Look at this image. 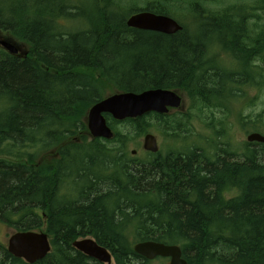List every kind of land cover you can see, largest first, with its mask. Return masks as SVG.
Segmentation results:
<instances>
[{
  "label": "trees",
  "instance_id": "trees-1",
  "mask_svg": "<svg viewBox=\"0 0 264 264\" xmlns=\"http://www.w3.org/2000/svg\"><path fill=\"white\" fill-rule=\"evenodd\" d=\"M138 1L0 0V36L26 47L21 57L0 47V225L48 235L51 251L35 264H100L72 247L82 238L114 264H151L133 252L149 241L179 246L187 264H264V144L233 147L226 118L202 117L227 115L255 78L260 90L262 18L244 6L213 11L220 0ZM171 10L184 13L173 35L126 25ZM218 44L240 69L211 55ZM102 85L176 91L188 106L122 122L104 115L114 137L92 139L84 119ZM238 109L242 129L264 135V109L245 118ZM196 119L211 136L195 133ZM150 129L180 145L133 156L130 143ZM0 264L26 263L0 243Z\"/></svg>",
  "mask_w": 264,
  "mask_h": 264
},
{
  "label": "water",
  "instance_id": "water-1",
  "mask_svg": "<svg viewBox=\"0 0 264 264\" xmlns=\"http://www.w3.org/2000/svg\"><path fill=\"white\" fill-rule=\"evenodd\" d=\"M129 28L173 35L182 30L181 25L166 15H158L147 11L133 14L126 20ZM0 47L11 55H18L20 48L9 41L0 39ZM183 98L176 91L152 89L140 93H114L94 104L86 117L87 130L92 139L111 140L114 133L107 125L104 115L122 122L127 119L140 118L149 113L168 114L170 109L181 110ZM247 143L264 144V135L251 133L246 137ZM142 150L151 154L159 151L156 137L145 134ZM131 154L136 155L132 150ZM72 247L86 257L100 263L112 264V256L105 248L99 246L92 238L76 240ZM51 251L48 235L44 232H15L7 243V252L26 264L42 261ZM133 252L147 261L158 258L167 259L168 264H187L182 258L181 249L176 245H165L156 242H140L133 246Z\"/></svg>",
  "mask_w": 264,
  "mask_h": 264
},
{
  "label": "rangeland",
  "instance_id": "rangeland-1",
  "mask_svg": "<svg viewBox=\"0 0 264 264\" xmlns=\"http://www.w3.org/2000/svg\"><path fill=\"white\" fill-rule=\"evenodd\" d=\"M76 1H81V0H76ZM86 2L88 1V5L93 3V0H85ZM154 1V0H139L137 3L138 7H143L145 8L146 4H148L149 2ZM261 0H220V4H217L215 6H211V9L213 11H219L220 9H223L225 7H229V6H244V8H247L249 10H252L251 8L255 9V11L253 13H256L257 15L260 16V18H262V23L264 25V15L262 13V8L261 7ZM246 6V7H245ZM91 7V6H90ZM251 12L250 13L251 15ZM171 17H173V19H175L176 21H180L182 22V16H184L183 12L180 11H175V10H171ZM188 23L190 22V19H187ZM80 23L78 22H70L69 23V28L73 31L77 30L80 27ZM2 36V35H1ZM0 36V39L3 40L5 38V40L8 41H12L14 43H16V45L20 48V52L18 53V55L21 57L25 54L26 52V47H24V45H22L21 43H18L16 41H14L13 39H11L10 37H6V36ZM4 37V38H3ZM263 46H264V42H263ZM217 53H219V56L217 55ZM220 53H222L223 55H220ZM211 55H216L217 59L219 60V62L223 61V64H225V68L231 67L234 69H240V65L237 63L232 62L233 59L231 57H229V54L225 53L223 51V48H220L219 44L214 47V49L211 51ZM242 66V65H241ZM261 66V72L264 75V62H262L260 64ZM230 72H234L233 70H229ZM244 82V79L242 80ZM255 84H259V80L257 78H255ZM253 84L250 87H246L244 88V91H246V96L244 99H242L241 101H238V103H234L229 107V112L227 115H224L223 112L220 111V109H213V110H206L204 112V115H202V117H207L210 113H214V118L217 119H223L226 118V128L228 130V133L230 135V137H232V142H233V147H237L240 148L241 146H243L246 143V137L247 135L254 133L253 131H248L245 132L241 125L239 120L237 119L239 113H240V109H243L244 111L241 112L242 116L245 117H249L250 113H253V115L260 113L263 109H264V78L263 81L260 84V90L258 91L256 88V85ZM103 87V97H107L110 96L114 93H116V91L114 89H112L111 86H104ZM259 88V87H258ZM179 94V93H178ZM181 94V93H180ZM182 95V94H181ZM183 96V95H182ZM253 99L256 100L255 102V106L252 109L249 108H245V105L248 104L249 100ZM183 100H184V107L179 110V112H184L185 109L188 106V102L187 100L184 98L183 96ZM176 112V111H173ZM172 112V113H173ZM87 117V115H86ZM86 117L84 119V122H86ZM253 117V116H251ZM193 125V129L195 131V133L204 135V136H211V132L209 130H206L203 125L196 119L195 122L192 123ZM118 129H123L121 126L117 127ZM146 134H152L156 137L158 146L160 150H164L167 151L170 147L172 146H179L180 142H175V141H170L166 138L161 137L157 132H155L153 129H150ZM143 138L144 136H142L141 138H139L138 140H136L135 142L130 143L129 147H128V152H131L132 150L136 151V155L135 157H141L143 154V150H142V142H143ZM183 144V142H182ZM182 146V145H181ZM44 229V228H43ZM43 231V230H41ZM44 232V231H43ZM14 234V231H12V229L6 228L4 226L0 225V243L7 248V243H8V239L10 238V236ZM168 262H164L163 264H167ZM112 264H114V262L112 261ZM151 264H162V262L159 261H155L152 262Z\"/></svg>",
  "mask_w": 264,
  "mask_h": 264
},
{
  "label": "flooded vegetation",
  "instance_id": "flooded-vegetation-1",
  "mask_svg": "<svg viewBox=\"0 0 264 264\" xmlns=\"http://www.w3.org/2000/svg\"><path fill=\"white\" fill-rule=\"evenodd\" d=\"M217 55H219V53H217ZM220 55H223L222 53H220ZM229 70L231 69V68H228ZM173 111H176V112H173ZM173 112V113H172ZM177 112H179V109H176V110H172L171 109V111H170V113L169 114H174V113H177ZM82 239H84V238H82ZM79 240H81V239H79ZM50 241V240H49Z\"/></svg>",
  "mask_w": 264,
  "mask_h": 264
}]
</instances>
